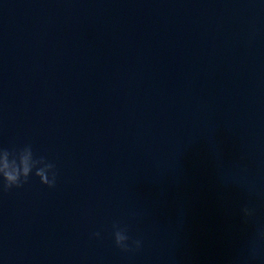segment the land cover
Here are the masks:
<instances>
[{
    "label": "clouds",
    "instance_id": "9594fccd",
    "mask_svg": "<svg viewBox=\"0 0 264 264\" xmlns=\"http://www.w3.org/2000/svg\"><path fill=\"white\" fill-rule=\"evenodd\" d=\"M26 148L29 151V155H31L32 154L31 147L26 146ZM4 154H5V160L3 164L0 165V176H2L4 180V184H3L4 190L6 191L14 186L21 187L23 183L27 182L28 177L32 173V166L28 163V157L21 156L19 160H13L12 164L10 165L7 159L9 155V151L4 150ZM13 154H15V152ZM40 159L44 160L43 157H41ZM54 167L55 166L51 163L47 164V168L50 169L52 173L51 179H49L48 175L43 169L36 170L35 175L40 178V182L42 184L48 185L49 187L55 186L56 173L54 171ZM244 212L246 215L250 214L248 209H244ZM114 227L116 228L114 232L116 245L125 251L130 250L128 248V245L123 243L124 241H127L129 239V237L125 234L126 229L119 228L118 226H114ZM134 243L137 248L140 246V241L137 240L134 241Z\"/></svg>",
    "mask_w": 264,
    "mask_h": 264
}]
</instances>
